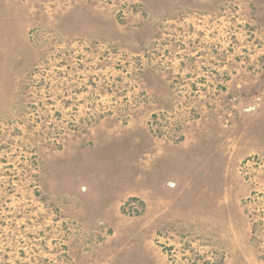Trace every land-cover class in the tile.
Here are the masks:
<instances>
[{
    "label": "rangeland",
    "instance_id": "374dc122",
    "mask_svg": "<svg viewBox=\"0 0 264 264\" xmlns=\"http://www.w3.org/2000/svg\"><path fill=\"white\" fill-rule=\"evenodd\" d=\"M0 264H264V0H0Z\"/></svg>",
    "mask_w": 264,
    "mask_h": 264
}]
</instances>
